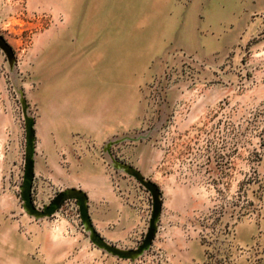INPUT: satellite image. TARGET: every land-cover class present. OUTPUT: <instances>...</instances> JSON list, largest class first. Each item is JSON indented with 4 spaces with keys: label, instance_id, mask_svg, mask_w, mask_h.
Returning a JSON list of instances; mask_svg holds the SVG:
<instances>
[{
    "label": "rangeland",
    "instance_id": "374dc122",
    "mask_svg": "<svg viewBox=\"0 0 264 264\" xmlns=\"http://www.w3.org/2000/svg\"><path fill=\"white\" fill-rule=\"evenodd\" d=\"M58 7L59 0H0V36L11 46L10 51L0 47V107L12 112L23 137L13 144L17 138L9 133L0 143L1 159L10 153L0 168V240L31 233L26 227L35 226L54 238L92 242L76 200H64L52 215L34 219L20 195L26 144L21 98L35 120L38 102L29 91L45 74L40 53L54 38L46 31L58 27ZM175 51L188 57L178 53L161 59L159 72L147 76L141 87L134 121L111 119L109 135L86 136L96 154L104 157V143L109 156L133 164L144 179L155 182L161 198L154 239L142 256L121 259L141 264L136 259L150 254V264H170L160 244L177 232L199 240L205 248L202 264H264V237L259 234L258 241L241 244L236 232L245 219L258 224L264 194V2L246 14L209 57ZM120 132H133L135 137L125 142ZM64 151L60 159L66 168L69 150ZM70 152L77 158L82 154L77 149ZM105 163L112 191L141 215V227L134 221L135 232L120 246L135 248L149 226L152 194L140 180L134 183L123 174L128 182L124 184L119 171ZM46 187L45 201L32 189L38 209L67 188L51 182ZM129 196H142L141 202Z\"/></svg>",
    "mask_w": 264,
    "mask_h": 264
},
{
    "label": "crops",
    "instance_id": "0c3cea01",
    "mask_svg": "<svg viewBox=\"0 0 264 264\" xmlns=\"http://www.w3.org/2000/svg\"><path fill=\"white\" fill-rule=\"evenodd\" d=\"M263 2L59 0L61 20L57 28L47 29L46 35L54 38L42 45L40 53L41 68L46 71L36 89L29 91L38 102L33 195L45 201L48 182L83 190L95 230L108 243L126 245L135 232L134 221L141 227V215L112 191L106 161L86 136L109 135L111 119L134 121L141 87L147 76L159 72L161 59H169L178 48L209 57L222 47L230 30ZM18 127L12 112L0 107V143L9 133L17 138L13 144L21 142ZM120 136L133 141L135 134ZM75 149L81 151L80 158L70 152ZM64 150H69L66 168L60 159ZM9 157L7 153L1 159L0 152V168ZM119 173L120 180L124 174L138 181L124 169ZM129 198L139 204L142 196ZM257 217L256 225L250 219L238 224L239 243L258 241L259 234L264 237V194ZM26 228L31 233L0 240V264H128L88 240L73 243L52 237L46 229ZM162 241L159 244L168 252L170 264H202L205 259V248L196 238L176 232Z\"/></svg>",
    "mask_w": 264,
    "mask_h": 264
},
{
    "label": "water",
    "instance_id": "95a60500",
    "mask_svg": "<svg viewBox=\"0 0 264 264\" xmlns=\"http://www.w3.org/2000/svg\"><path fill=\"white\" fill-rule=\"evenodd\" d=\"M0 47L3 49L10 51L11 46L0 36ZM23 107V119H24V130H25V163H24V174H23V181L20 186V195L22 197L23 207L24 209L31 214L34 219H41L46 216L52 215L61 203L64 200H76V205L78 206L79 213L81 215V220L83 225L86 228V231L89 232L90 240L96 244L99 248H101L105 253L114 255L118 258H135L138 256H142L144 251L148 248L151 241L154 239L155 231H156V221L160 216L161 210V198L159 197V191L157 188V184L153 181L146 180L142 177L140 172L136 171L132 166L129 164H125L124 162L117 160L116 157L112 154L107 153L106 144L103 146L102 152L103 156L106 159V162L109 163L111 167L117 169V171L124 169V171L130 175L136 177V179L140 180L142 186L149 190L152 194V213L151 219L149 221V226L145 233V237L142 240L141 244H138L135 248L124 249L118 245L108 243L93 227L91 223V218L88 214L87 208V196L86 193L79 189V188H64L63 190L59 191L53 200L49 201L47 204H44L41 209L36 208L32 203V182L34 181V170L33 165L35 163V151H34V144H35V135L33 126L35 124V120L33 116L28 112V104L27 102L21 98ZM125 137H123L124 139ZM122 139V138H121ZM128 138H125V141ZM122 168V169H120Z\"/></svg>",
    "mask_w": 264,
    "mask_h": 264
},
{
    "label": "built area",
    "instance_id": "2783aa9c",
    "mask_svg": "<svg viewBox=\"0 0 264 264\" xmlns=\"http://www.w3.org/2000/svg\"><path fill=\"white\" fill-rule=\"evenodd\" d=\"M178 53H182L181 51H175L173 53H171L172 56H174L175 54H178ZM182 54H185L186 57H188V55L186 53H182ZM103 154V152H102ZM106 160V159H105ZM108 164V163H107ZM19 172H20V176H22V171H21V167L18 169V175H19ZM152 251V250H151ZM150 251V253H151ZM150 255V254H149ZM149 255H146V257H142V258H138L136 260L140 261L141 264H150L149 263V260H147L146 258L149 256ZM158 264V262H157ZM160 264H166L164 262H160Z\"/></svg>",
    "mask_w": 264,
    "mask_h": 264
},
{
    "label": "bare ground",
    "instance_id": "6f19581e",
    "mask_svg": "<svg viewBox=\"0 0 264 264\" xmlns=\"http://www.w3.org/2000/svg\"><path fill=\"white\" fill-rule=\"evenodd\" d=\"M59 235V234H58Z\"/></svg>",
    "mask_w": 264,
    "mask_h": 264
}]
</instances>
